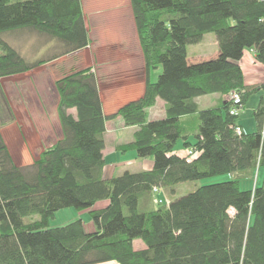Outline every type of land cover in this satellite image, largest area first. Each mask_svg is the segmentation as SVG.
Segmentation results:
<instances>
[{
	"label": "trees",
	"instance_id": "16d2710c",
	"mask_svg": "<svg viewBox=\"0 0 264 264\" xmlns=\"http://www.w3.org/2000/svg\"><path fill=\"white\" fill-rule=\"evenodd\" d=\"M130 4L146 66L142 97L107 116L91 69L58 79L62 136L27 167L14 162L0 120V264H264V180L254 190L240 186L264 168V95L253 114L256 131L247 134L239 125L251 96L264 92V83L246 84L240 65L247 50L264 65V0ZM24 29L56 41L62 53L33 62L1 37ZM208 34L216 35L219 56L190 64L188 47ZM90 43L82 0H0V80ZM159 67L161 75L151 82L150 71ZM234 91L243 92L236 116L229 100L204 110L195 102ZM0 96L9 111L1 89ZM158 99L166 103V117L148 121ZM116 118L138 128L133 141L116 150L152 158V169L104 177L106 125ZM181 141L184 154L175 150ZM226 175L232 179L169 203L162 199L180 184ZM69 208L88 212L93 229L82 219L51 227L56 213ZM137 240L146 249L136 250Z\"/></svg>",
	"mask_w": 264,
	"mask_h": 264
},
{
	"label": "rangeland",
	"instance_id": "374dc122",
	"mask_svg": "<svg viewBox=\"0 0 264 264\" xmlns=\"http://www.w3.org/2000/svg\"><path fill=\"white\" fill-rule=\"evenodd\" d=\"M82 3L93 45L90 43L88 49L54 60L29 74L0 80V89L10 105V110L7 111L3 98L0 96L2 105V113L0 114L1 130L14 162L20 167L32 165L41 153L52 147L62 136L58 117L60 98L55 86L58 79L73 72L91 69L99 76L104 99L110 101L115 96L116 91L125 89L135 77L133 61L129 59L127 54L122 56V49L119 47V41L126 40L127 43L132 35V21L129 18L130 0H82ZM133 23L135 25L134 16ZM1 37L33 62L41 59L49 60L62 53L61 45L56 41L30 30L12 31L2 34ZM109 41H116V44ZM137 42L140 45L139 37ZM94 50L102 53L104 59L99 69L97 68V61L93 59ZM124 52L127 53V51ZM128 90L126 94L124 93V97L116 99L118 106L123 104L124 100L139 92L138 89L134 88ZM133 92L134 94H132ZM262 95H264V92L252 95L245 111H242L239 122L247 134L256 131L257 126L253 114ZM227 100L230 101V95ZM124 125L121 119H117L110 124V126H116L118 131L113 134L112 129H109L107 148L110 149L116 138L131 141L132 132L123 130ZM182 149L183 144L181 141L178 142L175 150ZM134 158L137 159L136 153L133 151L126 154L118 153L107 156V164H123L114 169L115 174L112 170L114 166L110 167L109 165L106 168V177L120 176L124 173V169L131 172L136 171L142 163L141 161H134ZM136 162H139V166ZM231 179V176L226 175L183 183L176 187L175 195L166 190L162 199L169 203L173 198L185 196L198 187ZM263 180L264 168L256 172L250 179H241L240 186L243 190H254L256 186L262 185ZM38 219L39 217L35 216L26 221ZM78 219H82L85 224L92 223V218L88 212H79L74 208L59 211L51 223L61 226ZM140 247L146 249V245L142 241L134 245L136 250H140ZM113 264L118 263L113 262Z\"/></svg>",
	"mask_w": 264,
	"mask_h": 264
},
{
	"label": "crops",
	"instance_id": "0c3cea01",
	"mask_svg": "<svg viewBox=\"0 0 264 264\" xmlns=\"http://www.w3.org/2000/svg\"><path fill=\"white\" fill-rule=\"evenodd\" d=\"M131 10H132V8H131ZM131 10L129 12L130 13L129 18L132 21L131 22L132 35H131V37L127 43L125 42L126 40H123L122 42L119 40H117V41H119V44H120L119 47L122 49V51H121L122 56L127 54L129 59L131 61H133L132 65H133L134 71H135L134 79L129 83L130 85H128L125 89H123L121 91H116L115 96L112 97V100L107 101L106 99H104V96L102 94L99 76L95 73L97 78H98V84H100L99 89H100V93H101V97H102V101H103V105H104V111H105V114L107 116H111V115L117 113L118 110L123 106V104H127L130 101H133V100H136V99L142 97L144 94V91H145L146 66H145V62H144V56H143L142 49L139 45V42H137L138 41V36H137L138 34L136 33V27L133 23V15H132L133 13ZM92 41L93 40L91 39V45H93ZM109 42L116 44V41H109ZM88 48H86V49H88ZM124 51H127V53H125ZM94 54L95 55H94L93 59H94V61H97V68L99 69L100 66H102V63L104 62V59H103L102 53L94 50ZM219 54H220V50H219V45H218V41H217L215 34L205 35L203 40L200 43H198L196 45H191L188 47V61L190 64H197V63L213 60V59L217 58L219 56ZM240 65H241L242 70L244 72L245 82L247 85L256 86V85H261L264 83V65L256 61L254 50H247L245 52V55L240 62ZM162 71H163L162 67H159L157 69H152L150 71V81L156 82L158 80V77L161 75ZM130 88L138 89L139 92L137 94L133 95L132 97H130L129 99L124 100V103L121 104L120 106H118L116 99H120V98L124 97L125 94L129 91L128 89H130ZM131 90H133V89H131ZM132 94H134V92ZM227 98H228V96L208 95V96H202V97L197 98L195 100V102L198 104L200 109L204 110V109H209V108H213V107H220L222 105V103H225L227 101ZM245 108H246V106H245ZM245 108L243 111H245ZM70 112L75 114L76 111H75V109H72ZM242 113L240 114L239 119L242 116ZM147 116H148V121H156V120H161V119L165 118L166 117V103H165V101L158 99L156 105L147 110ZM117 119H120V118L109 120L107 122V125H106L107 126V133H106V139H105V149L103 152L104 158L106 161V167L104 169V177L105 178L114 177L113 175L111 177H106V168L109 165H110V167L114 166L112 170H113V174H115L114 169L120 167L121 164H123V163L107 164V156H109L110 154L116 155V154L120 153L116 150V147L119 145H123V144H127V143L132 142L134 139V134L138 130L137 127H126L124 125L123 130H125V131L130 130L132 132L131 141H123V139L116 138V139H114V142H113L112 146L110 147V149L107 148V136L110 133L109 129L110 128L112 129L113 134H114V132L117 133V131H118L116 129V126H110V124L113 123ZM239 125H240V122H239ZM59 126H60V124H59ZM60 129H61V126H60ZM61 133H62V130H61ZM107 152H108V154H107ZM177 152L179 154H184L183 149L179 150ZM136 157H137V155H136ZM134 161H141L142 164L133 173L141 172V171H148V170L152 169L153 163H154L152 158H146V159L134 158ZM136 163H138V166H139V162H136ZM112 170L110 171L111 173H112ZM125 171H129V170L124 169V172ZM105 204H106V202H104V204L101 203L102 206ZM149 206H150V202H146L145 204H143V209H146ZM75 218H77V217H75ZM86 225L89 229L93 228V225L90 222L86 223ZM61 226H63V225H61ZM51 227H59V226L51 223ZM137 242H139V240L135 241L134 245ZM141 249H144V248L140 247V250ZM107 264H113V262H109Z\"/></svg>",
	"mask_w": 264,
	"mask_h": 264
},
{
	"label": "built area",
	"instance_id": "2783aa9c",
	"mask_svg": "<svg viewBox=\"0 0 264 264\" xmlns=\"http://www.w3.org/2000/svg\"><path fill=\"white\" fill-rule=\"evenodd\" d=\"M242 98H243V92L234 91V92H232L230 94V102L233 104V106L230 109V114L232 116L238 115L240 113V111L242 110ZM236 132L238 134H241L242 133L241 128L240 127H237L236 128ZM188 153L191 156H193V154H194L191 150L188 151Z\"/></svg>",
	"mask_w": 264,
	"mask_h": 264
},
{
	"label": "bare ground",
	"instance_id": "6f19581e",
	"mask_svg": "<svg viewBox=\"0 0 264 264\" xmlns=\"http://www.w3.org/2000/svg\"><path fill=\"white\" fill-rule=\"evenodd\" d=\"M158 190H155L154 192H157Z\"/></svg>",
	"mask_w": 264,
	"mask_h": 264
}]
</instances>
